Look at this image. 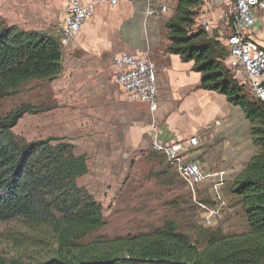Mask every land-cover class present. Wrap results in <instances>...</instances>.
Returning a JSON list of instances; mask_svg holds the SVG:
<instances>
[{"label":"trees","instance_id":"16d2710c","mask_svg":"<svg viewBox=\"0 0 264 264\" xmlns=\"http://www.w3.org/2000/svg\"><path fill=\"white\" fill-rule=\"evenodd\" d=\"M204 3L175 0L165 23L164 53L192 62L191 70L201 74L196 88L224 95L249 122L253 153L230 188L245 229L227 233L222 227L169 220L136 233L101 234L106 225L103 205L79 184L89 171L88 157L76 154L75 145L64 138L20 140L13 129L26 114L41 110L24 103L0 116V223H21L47 239L51 248L47 256L37 251L25 259L22 244H15L13 253H0V264H264V102L228 65L230 49L220 35L198 26ZM1 22L0 100L32 80L52 81L61 74V35ZM166 161L154 176L173 184L171 172L180 175Z\"/></svg>","mask_w":264,"mask_h":264},{"label":"rangeland","instance_id":"374dc122","mask_svg":"<svg viewBox=\"0 0 264 264\" xmlns=\"http://www.w3.org/2000/svg\"><path fill=\"white\" fill-rule=\"evenodd\" d=\"M65 2L0 0L1 23L60 36ZM132 2L140 13L135 14L137 21L132 18L126 26L133 28L132 44L136 41L139 51L115 52L113 57L99 55L97 58L94 50L80 48L78 35L69 47L63 48L64 68L61 74L52 81L32 80L25 83L16 95L0 100V116L24 103L41 106L39 112L28 113L19 121L13 129L17 137L25 141L60 137L75 145L76 154H86L89 171L79 179V184L103 205L106 225L101 234L136 233L169 220L180 224L193 221L205 228L222 227L227 233L241 232L245 229L244 215L230 190L239 172L234 170L235 167L224 166L215 160L216 155L206 153L207 164L203 159V150H215V147L208 146L207 141L219 143L221 137L206 139L203 133L196 132L202 141L186 153V159L199 162L208 173L227 171L220 193L222 200L217 199L214 191L216 177L207 178L194 192L184 179L172 172L173 184L154 176L156 171L167 165L164 155L155 151L154 141L157 135L165 142L171 141L168 134H162L167 116L158 120L165 107L159 109L161 102L158 99L159 110L152 112L147 104L130 99L117 83L120 71L114 57L118 54L148 55L156 63L158 73H164L165 65H169L164 53L167 43L165 23L173 13L175 1L155 0L156 4L167 5L168 12L153 18L146 17L144 0ZM234 3L235 0H229L221 4L226 9L230 25L211 23L212 33L223 39L232 32ZM239 78H242L241 74ZM216 94L225 99L223 95ZM214 107L223 110L218 104ZM175 108L177 104L170 102L166 115ZM179 112L169 115L167 126L189 124L186 118H180ZM229 114L243 131L245 120L241 122L244 119L242 111H229ZM174 199L178 202L171 204ZM213 209L218 213L214 214L209 225L205 216ZM43 239L31 234L21 223H0V253L11 254L14 245L21 243V257L26 259L37 251L47 256L51 246L47 239Z\"/></svg>","mask_w":264,"mask_h":264},{"label":"crops","instance_id":"0c3cea01","mask_svg":"<svg viewBox=\"0 0 264 264\" xmlns=\"http://www.w3.org/2000/svg\"><path fill=\"white\" fill-rule=\"evenodd\" d=\"M82 1L86 3L90 0ZM226 2H229V0H226ZM221 4L216 5L205 0L202 9L211 23L225 22L228 25L229 19L226 9ZM138 9L132 0H124L115 7L109 5L99 6L95 16L85 23L78 36L80 48L87 51L94 50L97 58H99V55H111L113 57L115 52L139 51L136 41L134 45L132 44L133 28L126 26L128 20L132 18L137 21L135 14L140 13ZM144 13H146V8ZM255 17V25L247 31V35L264 47V10L256 9ZM85 54L89 56L87 53ZM165 57L169 61V65H165L164 73H158V99L161 102L159 103V109L165 107L164 112L161 110L162 114H159L158 120H163L167 116L164 120L162 134L163 132L168 134L171 141L189 139L196 136L195 133L198 131L203 133L206 139L221 137L222 139L218 140L219 143L212 140V142L207 141L208 146L215 147V150L213 151L214 148H211L210 151H202L205 154L203 156L205 164L208 163L206 153H210L216 155L215 160L222 163V165H230V167H235L236 172H240L253 153L249 122L245 117L242 119L241 122L245 120L242 131L239 123L229 114V111L240 113L241 109L238 106L232 105L233 107H231V105H228L230 103L227 102L226 98L217 95L216 92L197 89L201 74L191 70L192 62L185 63L181 61L178 55L166 53ZM237 78L240 80L239 76ZM172 101L173 104H177V108L171 110L168 114L180 111V118H186V121L189 122L188 127L184 124L181 125L182 123L172 127L166 125L169 117L166 114ZM215 104L222 106L223 110H217L214 107ZM162 134L161 137H163Z\"/></svg>","mask_w":264,"mask_h":264},{"label":"built area","instance_id":"2783aa9c","mask_svg":"<svg viewBox=\"0 0 264 264\" xmlns=\"http://www.w3.org/2000/svg\"><path fill=\"white\" fill-rule=\"evenodd\" d=\"M123 1L90 0L85 3L82 0H66L64 25L61 32L63 47L67 48L73 43L85 23L94 17L99 6L115 7ZM144 1L146 2L147 18L165 15L168 12L167 5L156 4L155 0ZM208 1L212 4H221L226 0ZM258 8L264 10V0H235L232 32L222 40L230 49L228 59L230 68L236 72L237 76L241 74V83L257 99L264 102V47L247 35V31L255 25V11ZM204 13L200 14L197 24L206 31L212 32L211 21ZM228 25H230V19ZM114 63L120 71L117 83L124 89L128 97L133 101L147 104L152 112H156L159 91L156 63L148 55L139 54H118L114 57ZM199 144L200 139L196 136L185 140L165 142L157 135L154 148L174 165L180 177L188 183L189 188L194 192L207 178L216 177L214 191L217 194V199L222 200L220 193L225 184L227 171L208 173L199 162L186 159V153ZM216 213H218L217 210L213 209L206 214L207 224L211 225L212 217Z\"/></svg>","mask_w":264,"mask_h":264}]
</instances>
